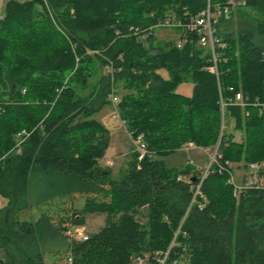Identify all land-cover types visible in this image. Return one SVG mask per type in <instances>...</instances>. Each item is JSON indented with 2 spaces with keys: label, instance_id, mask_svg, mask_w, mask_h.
<instances>
[{
  "label": "trees",
  "instance_id": "obj_1",
  "mask_svg": "<svg viewBox=\"0 0 264 264\" xmlns=\"http://www.w3.org/2000/svg\"><path fill=\"white\" fill-rule=\"evenodd\" d=\"M208 1L6 3L0 19V197L7 205L0 211V264H45L49 255L58 261L71 256L73 264H159L157 253H169L165 264H264V186L237 197L231 176L213 166L196 195L204 170L191 163L169 168L164 161L190 143L218 146L224 165L248 169L264 162V115L253 106L264 103V0H243L244 8L218 24L228 45L219 78L206 71L211 54L196 33L175 27L179 42L187 40L181 47L158 42L155 31L142 39L141 32L166 20L189 24ZM98 65H113L114 82L98 76ZM92 75L98 83L84 95ZM184 82L193 83L191 96L177 92ZM115 83L126 91L119 97L126 129L133 140L143 136L153 154L139 162L133 152L120 179L100 164L112 138L95 118L110 106ZM237 93L252 104L227 105L224 123L234 122L241 142L222 128L221 98L228 102ZM33 178L42 185L44 211L22 221L20 204ZM80 196L85 206L71 214ZM66 202L71 209L58 219ZM89 215H106L105 226L86 241H70L68 226H85Z\"/></svg>",
  "mask_w": 264,
  "mask_h": 264
},
{
  "label": "rangeland",
  "instance_id": "obj_2",
  "mask_svg": "<svg viewBox=\"0 0 264 264\" xmlns=\"http://www.w3.org/2000/svg\"><path fill=\"white\" fill-rule=\"evenodd\" d=\"M9 0H0V19L3 18L4 15V8L6 3ZM244 8V7H242ZM238 10V9H237ZM233 11L235 14L236 11ZM50 16L53 17V14L50 12ZM232 18V16H231ZM230 18V20H231ZM155 31V37L158 42H168V41H177L179 42L181 38V32L174 29V28H157L153 30ZM145 39V38H144ZM92 56H95L96 53H91ZM107 69L105 67L96 66V70H98L99 75L98 76H105L107 75ZM164 76L166 79H168V74L164 73ZM97 75H92L89 83L88 88L86 91H84V95L90 94L92 87L95 86L98 83V77ZM114 88L117 90V93L119 97L126 94V91L124 90L122 85L114 84ZM194 85L192 82H184L181 84L177 90L179 94H182L184 96H191L193 92ZM114 113V109L111 106H106L99 114L100 116H95L97 119L100 117V119L103 118V121L106 122L107 125H109L110 128H112V145L107 152L109 159L112 157H117V163L115 164L116 168L113 171V175L115 179H120L124 172L127 169L128 163L132 158L133 152L136 151V147L134 146L133 139L131 138V135L129 134L128 130L126 129L125 124L122 121H114L111 118V114ZM101 122V121H100ZM234 122L230 119H226L225 123V132L226 133H234L235 140L238 142L242 141V133L235 132L234 130ZM17 142L22 143L21 141V135H18ZM190 144V143H189ZM187 145L185 147L177 152L171 153L167 155L164 158V161L169 168H184L188 164L192 163L195 164L197 168H201V170L205 172V170L209 167L211 163V158L215 153L219 154L218 146L210 149H198V148H192L190 150H186ZM217 151V152H216ZM123 154H126V152H129L130 154L126 157H124ZM264 163V162H263ZM114 166V167H115ZM200 170V169H199ZM232 173L235 176L236 184L239 187L246 188L247 179L250 177L252 178V181L254 182L253 186H264V169H261L259 172L251 170L250 168L246 169L243 168V166H235L233 165V171ZM246 175V176H245ZM244 177V180H243ZM246 178V179H245ZM38 178H33L31 182V188L29 191L28 198L25 201H22L20 206L25 209L21 212L19 215L20 220H26L30 221L31 214L33 213L36 217L40 216V214L44 211V206L40 204L42 202V188L38 185ZM242 191V190H240ZM238 191V195L240 193ZM237 195V197H238ZM85 198L83 196H80L77 198V200L73 203V208L71 211V214L74 211H80L85 206ZM67 203V202H66ZM64 204L65 211L61 212L60 215H57L58 219H61L62 216H65V213H67V209H71V205L68 206L69 203ZM7 202L0 197V211H5ZM142 222H145V220L142 219ZM106 224V215H89L86 217V223H85V230L87 231L88 235H92L98 231H100L101 228H103ZM59 256L49 255L46 257L45 264H68L67 260L64 258L60 261Z\"/></svg>",
  "mask_w": 264,
  "mask_h": 264
},
{
  "label": "built area",
  "instance_id": "obj_3",
  "mask_svg": "<svg viewBox=\"0 0 264 264\" xmlns=\"http://www.w3.org/2000/svg\"><path fill=\"white\" fill-rule=\"evenodd\" d=\"M246 2L243 0H229L226 4L222 5H213L212 1L209 0L206 8L200 12V14L195 17L191 22L187 25L183 24H173L170 20H166L164 23L159 24L156 27L150 28L148 31L141 32L139 29H136V33H142V39H147L150 35L153 34V30L156 28H175V27H182L185 32L196 33L199 37V45L210 52L211 54V62L212 66L208 67L206 71L210 72L211 74L216 75L219 78V70H218V63L221 59V52H224L228 45L225 41H223L219 35L217 26L222 19L230 20L233 11L245 7ZM187 40H183L179 42V47L182 46V43H185ZM98 53V52H97ZM114 67L113 65L109 66L107 69V74L111 76L114 82ZM108 101L110 102V106L114 109V113L111 114V118L114 121H122L120 112H119V105H120V98L118 96L117 90L114 88V84L111 87V93L109 94ZM236 105L241 106L243 108L247 107L250 103L249 98L245 97L242 93H237L233 99L226 102L221 98V108H222V116H223V126L222 128L225 129V109L227 105ZM254 107H259L260 114L264 115V103L259 102L258 100L253 103ZM123 122V121H122ZM124 123V122H123ZM134 146L136 147V152L138 153V161L141 162L145 160L146 157H152L153 154L148 150L147 144L144 141V137L140 136L139 138L133 140ZM194 146L193 144H188L186 150L192 149ZM217 152V151H216ZM221 156L218 153H215L211 158V163L209 167L205 170L202 181L197 187L196 195L199 194L202 183L204 179L208 176L213 166H216V169L220 173H227L231 177L229 179V184L235 188V195H238V191L252 188L254 182L252 178L247 179L246 188L239 187L236 184L235 176L232 173L230 167L233 165L226 163L225 165L222 164L220 160ZM251 170L259 172L261 169H264V163L258 164H251L249 165ZM67 237L70 241H86L89 238L87 231L85 230L84 226H76V225H69L66 231ZM169 253H157L155 260L159 264H165ZM68 264H73V259L70 256L67 259Z\"/></svg>",
  "mask_w": 264,
  "mask_h": 264
},
{
  "label": "crops",
  "instance_id": "obj_4",
  "mask_svg": "<svg viewBox=\"0 0 264 264\" xmlns=\"http://www.w3.org/2000/svg\"><path fill=\"white\" fill-rule=\"evenodd\" d=\"M97 116H100V114H98ZM97 120L101 121V123L107 127V129H108V130L110 131V133H111V138H112V128H110L109 125H107L106 122L103 121V118L100 119V117H98ZM111 145H112V140H111L110 147H111ZM193 146H194V145H193ZM110 147H109V149H110ZM193 148H198V147L194 146ZM198 149H202V148H198ZM203 150H204V149H203ZM108 151H109V150H108ZM108 151H107V152H108ZM121 153L123 154V152H121ZM129 154H130L129 152H126V154H123V155H124V157H126V156H128ZM116 158H117V157H112V159H111V158L109 159L108 154H106L105 158L100 162V164H101L103 167L111 168V169L114 171V169L116 168L115 164H118ZM191 164H192V163H191ZM192 165L196 167L195 164H192ZM114 166H115V167H114ZM235 166H238V165H235ZM196 168H197V167H196ZM197 169H200V170H201V168H197ZM245 176H246V175H245ZM245 179H246V178H245ZM243 180H244V177H243ZM38 185L41 186V188H42V185H41L40 182H38ZM20 214H21V213H20ZM20 214H19V215H20ZM30 214H31V218H30L31 220H30V221L37 219V217H36L33 213H30ZM19 215H18V217H19ZM22 221H25V220H22ZM96 233H97V232H96Z\"/></svg>",
  "mask_w": 264,
  "mask_h": 264
}]
</instances>
